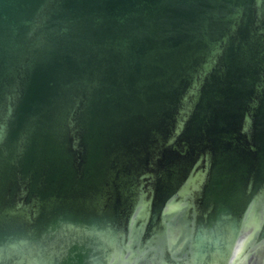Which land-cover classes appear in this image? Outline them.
Returning a JSON list of instances; mask_svg holds the SVG:
<instances>
[{
    "label": "water",
    "instance_id": "obj_1",
    "mask_svg": "<svg viewBox=\"0 0 264 264\" xmlns=\"http://www.w3.org/2000/svg\"><path fill=\"white\" fill-rule=\"evenodd\" d=\"M0 264H264V0H0Z\"/></svg>",
    "mask_w": 264,
    "mask_h": 264
}]
</instances>
